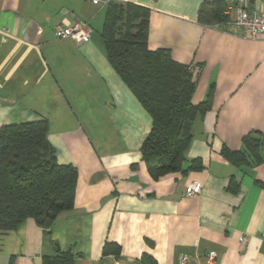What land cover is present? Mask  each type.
I'll return each mask as SVG.
<instances>
[{"label": "crops", "instance_id": "obj_1", "mask_svg": "<svg viewBox=\"0 0 264 264\" xmlns=\"http://www.w3.org/2000/svg\"><path fill=\"white\" fill-rule=\"evenodd\" d=\"M113 1L149 8V50L199 67L191 101L208 107L186 163L153 179L142 161L151 120L106 59L108 0H0V128L46 120L56 161L77 171L73 210L49 235L32 218L1 233L0 264H44L58 251L73 264H139L143 253L156 264H264V153L241 168L221 155L264 136V37L201 24L199 9L212 0ZM248 6L264 12V0ZM80 20L89 42L55 37L56 23ZM194 160L201 169L189 170ZM191 184L200 191L187 197ZM105 243L120 247L119 258L103 254Z\"/></svg>", "mask_w": 264, "mask_h": 264}, {"label": "trees", "instance_id": "obj_2", "mask_svg": "<svg viewBox=\"0 0 264 264\" xmlns=\"http://www.w3.org/2000/svg\"><path fill=\"white\" fill-rule=\"evenodd\" d=\"M225 5V0L204 2L198 21L224 25L229 20ZM149 14L145 6L109 0L101 36L108 63L150 117L151 128L140 153L149 175L158 179L182 171L193 126L208 102L191 101L199 67L174 61L167 48L148 49ZM47 134L46 120L0 128V234L32 218L49 235L59 217L73 210L76 168L56 161ZM263 153L264 136L258 135L246 136L239 152L221 151L237 168L261 163ZM199 169L200 162L192 161L189 170ZM228 190H235L233 183ZM108 253L119 258L120 247L105 243L103 254ZM57 254L44 259V264H73L70 253ZM139 264L156 262L143 253Z\"/></svg>", "mask_w": 264, "mask_h": 264}, {"label": "built area", "instance_id": "obj_3", "mask_svg": "<svg viewBox=\"0 0 264 264\" xmlns=\"http://www.w3.org/2000/svg\"><path fill=\"white\" fill-rule=\"evenodd\" d=\"M97 4L101 0H91ZM109 1V0H108ZM225 15L229 16L228 22L221 26H215L223 29L227 33L259 39L264 37V12L249 9V0H225ZM54 35L60 40H71L76 44H83L90 41L92 29L87 22L76 21L72 24L64 22L56 23L53 27ZM200 188L191 184L186 188V196L192 197L199 193ZM240 244L244 246L247 239L239 238ZM216 259L215 252L208 254V260L214 263ZM187 262L186 257L180 259V263Z\"/></svg>", "mask_w": 264, "mask_h": 264}]
</instances>
